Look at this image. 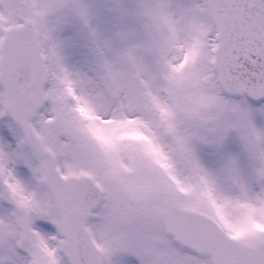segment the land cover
<instances>
[{"label":"snow or ice","instance_id":"6c2138e0","mask_svg":"<svg viewBox=\"0 0 264 264\" xmlns=\"http://www.w3.org/2000/svg\"><path fill=\"white\" fill-rule=\"evenodd\" d=\"M0 264H264V0H0Z\"/></svg>","mask_w":264,"mask_h":264}]
</instances>
